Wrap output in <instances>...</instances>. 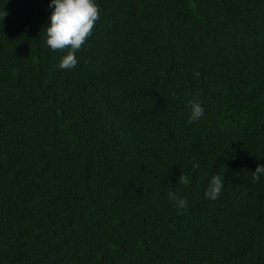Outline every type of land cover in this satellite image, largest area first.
<instances>
[{"label":"trees","instance_id":"1","mask_svg":"<svg viewBox=\"0 0 264 264\" xmlns=\"http://www.w3.org/2000/svg\"><path fill=\"white\" fill-rule=\"evenodd\" d=\"M95 3L62 70L0 0V264H264V0Z\"/></svg>","mask_w":264,"mask_h":264},{"label":"clouds","instance_id":"2","mask_svg":"<svg viewBox=\"0 0 264 264\" xmlns=\"http://www.w3.org/2000/svg\"><path fill=\"white\" fill-rule=\"evenodd\" d=\"M54 9L50 15L49 26L46 31V46L54 51H65L59 68L62 70L74 68L77 64L75 53L85 44L92 35L96 22L100 19V9L95 0H52ZM7 13L0 11V21ZM203 108L199 103L191 106L189 123L199 120L203 115ZM196 167L197 165H193ZM254 180H259L264 175V166L256 167L252 173ZM223 177L214 175L205 192L210 200H216L223 188ZM188 177L179 176L178 183L187 184ZM169 199L175 201L178 212L187 208L186 199L180 198L175 191H169Z\"/></svg>","mask_w":264,"mask_h":264}]
</instances>
